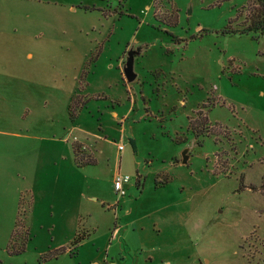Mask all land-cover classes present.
I'll return each mask as SVG.
<instances>
[{
  "label": "rangeland",
  "instance_id": "1",
  "mask_svg": "<svg viewBox=\"0 0 264 264\" xmlns=\"http://www.w3.org/2000/svg\"><path fill=\"white\" fill-rule=\"evenodd\" d=\"M246 5L0 0V264H264V35L225 32Z\"/></svg>",
  "mask_w": 264,
  "mask_h": 264
},
{
  "label": "trees",
  "instance_id": "2",
  "mask_svg": "<svg viewBox=\"0 0 264 264\" xmlns=\"http://www.w3.org/2000/svg\"><path fill=\"white\" fill-rule=\"evenodd\" d=\"M244 23L239 25L238 27L234 28L231 27V21L229 22V25L227 26L225 32L228 33H252L254 37H260L264 35V0H247V5H246V14L244 17ZM204 122H207V116H204L202 118ZM189 125H191V128H193V123L192 121L189 120ZM73 152H74V157H75V162L77 165H83L84 163H92L94 162V158L91 156H84L85 160L82 162L81 158H77V151L75 150L76 146L75 144H72ZM24 227V226H23ZM25 228V227H24ZM26 237L24 236L23 238L21 237L20 239L17 238L19 236L17 233V225L14 227L12 233H11V238L12 239H17L19 242H15L14 247V252H20L21 250L24 249V245L27 239H29V233L28 230L25 228ZM79 233H76L75 236L73 237L72 243L75 245L79 240H81L83 237H79ZM65 249L63 247L58 248L54 251H52V256L58 255L59 253L64 252ZM47 255H50L49 252Z\"/></svg>",
  "mask_w": 264,
  "mask_h": 264
},
{
  "label": "water",
  "instance_id": "3",
  "mask_svg": "<svg viewBox=\"0 0 264 264\" xmlns=\"http://www.w3.org/2000/svg\"><path fill=\"white\" fill-rule=\"evenodd\" d=\"M137 52H138L137 50H133V49L129 50L123 66L124 74L127 80L129 81L133 80L136 76V73L133 70V63H134V56ZM187 158L188 156L186 155L183 159V162H186Z\"/></svg>",
  "mask_w": 264,
  "mask_h": 264
},
{
  "label": "built area",
  "instance_id": "4",
  "mask_svg": "<svg viewBox=\"0 0 264 264\" xmlns=\"http://www.w3.org/2000/svg\"><path fill=\"white\" fill-rule=\"evenodd\" d=\"M123 145L119 144L118 148L122 149ZM130 177L128 175L117 172L114 176V189L119 195L125 194L124 183L128 182Z\"/></svg>",
  "mask_w": 264,
  "mask_h": 264
},
{
  "label": "crops",
  "instance_id": "5",
  "mask_svg": "<svg viewBox=\"0 0 264 264\" xmlns=\"http://www.w3.org/2000/svg\"><path fill=\"white\" fill-rule=\"evenodd\" d=\"M30 192L32 193V189L30 190ZM32 195H33V193H32ZM58 246V245H57ZM59 248H61L60 246H59ZM74 246H73V249L72 250H69V253H71V254H74L75 252H74ZM57 249H58V247H57ZM56 256V255H55ZM92 264H99L97 261H93L92 262Z\"/></svg>",
  "mask_w": 264,
  "mask_h": 264
}]
</instances>
